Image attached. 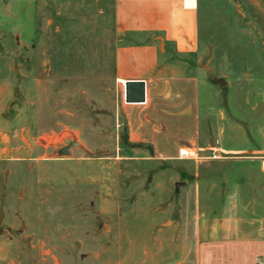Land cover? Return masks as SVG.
<instances>
[{"label": "rangeland", "instance_id": "obj_1", "mask_svg": "<svg viewBox=\"0 0 264 264\" xmlns=\"http://www.w3.org/2000/svg\"><path fill=\"white\" fill-rule=\"evenodd\" d=\"M205 9L200 40L213 35L214 46L200 71L203 137L213 111L226 144L263 147L264 18ZM117 40L105 2L0 0V132L16 150L0 159V264H181L199 215L221 217L219 166L196 177L194 162L158 161L129 142ZM233 115L249 139L232 136Z\"/></svg>", "mask_w": 264, "mask_h": 264}, {"label": "crops", "instance_id": "obj_2", "mask_svg": "<svg viewBox=\"0 0 264 264\" xmlns=\"http://www.w3.org/2000/svg\"><path fill=\"white\" fill-rule=\"evenodd\" d=\"M84 1L114 7L118 36L114 68L123 98L125 82L146 83L145 102L124 100L122 104L129 142L148 146L158 161H186L185 167L188 161L194 162L196 177L202 175V166L220 167L214 169L213 178L225 183L221 217L210 221L199 215L193 227L195 239L187 241L181 264H264V146L226 144L222 128L215 135L213 111L207 115L208 138L203 137L200 72L210 69L214 46L213 35L204 47L201 44V5L207 14L217 12L218 7L230 10L232 22L238 16L247 19L248 14L259 21L260 15L264 18V0ZM247 80H254L250 73ZM229 85L225 81L226 89ZM255 95L261 96L258 115L264 119V90ZM220 119L227 117L221 113ZM231 120L232 136L249 139L242 121L234 115ZM258 133L264 141V122L258 125ZM12 142V137L0 132V159L16 151L10 149ZM183 151L189 155L182 157ZM225 164L228 169H223Z\"/></svg>", "mask_w": 264, "mask_h": 264}, {"label": "water", "instance_id": "obj_3", "mask_svg": "<svg viewBox=\"0 0 264 264\" xmlns=\"http://www.w3.org/2000/svg\"><path fill=\"white\" fill-rule=\"evenodd\" d=\"M219 85H225L223 79L218 80ZM124 100L127 103H143L146 101V83L143 80H129L124 85Z\"/></svg>", "mask_w": 264, "mask_h": 264}, {"label": "built area", "instance_id": "obj_4", "mask_svg": "<svg viewBox=\"0 0 264 264\" xmlns=\"http://www.w3.org/2000/svg\"><path fill=\"white\" fill-rule=\"evenodd\" d=\"M181 155H182L183 157H185V156L189 155V153H188L187 151H183V152L181 153Z\"/></svg>", "mask_w": 264, "mask_h": 264}]
</instances>
